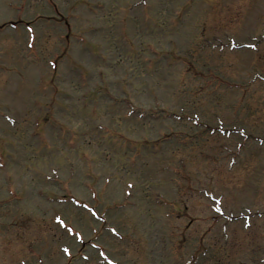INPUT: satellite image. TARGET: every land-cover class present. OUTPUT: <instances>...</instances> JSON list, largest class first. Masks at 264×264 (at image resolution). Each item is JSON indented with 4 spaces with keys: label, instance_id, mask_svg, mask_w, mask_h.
Masks as SVG:
<instances>
[{
    "label": "rangeland",
    "instance_id": "374dc122",
    "mask_svg": "<svg viewBox=\"0 0 264 264\" xmlns=\"http://www.w3.org/2000/svg\"><path fill=\"white\" fill-rule=\"evenodd\" d=\"M0 264H264V0H0Z\"/></svg>",
    "mask_w": 264,
    "mask_h": 264
}]
</instances>
